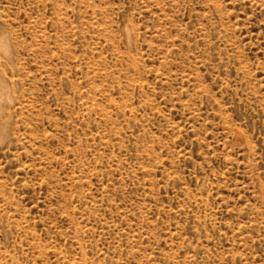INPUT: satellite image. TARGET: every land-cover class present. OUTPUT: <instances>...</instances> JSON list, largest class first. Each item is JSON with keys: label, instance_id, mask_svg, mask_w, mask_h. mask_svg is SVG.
I'll return each mask as SVG.
<instances>
[{"label": "rangeland", "instance_id": "rangeland-1", "mask_svg": "<svg viewBox=\"0 0 264 264\" xmlns=\"http://www.w3.org/2000/svg\"><path fill=\"white\" fill-rule=\"evenodd\" d=\"M0 264H264V0H0Z\"/></svg>", "mask_w": 264, "mask_h": 264}]
</instances>
